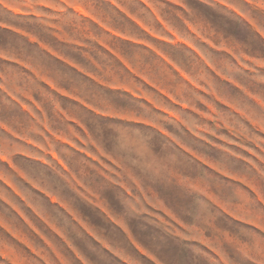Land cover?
I'll return each mask as SVG.
<instances>
[{
	"label": "rangeland",
	"instance_id": "374dc122",
	"mask_svg": "<svg viewBox=\"0 0 264 264\" xmlns=\"http://www.w3.org/2000/svg\"><path fill=\"white\" fill-rule=\"evenodd\" d=\"M0 264H264V0H0Z\"/></svg>",
	"mask_w": 264,
	"mask_h": 264
}]
</instances>
